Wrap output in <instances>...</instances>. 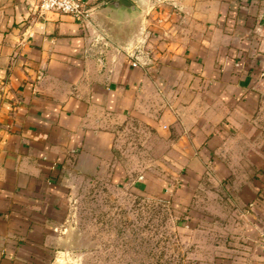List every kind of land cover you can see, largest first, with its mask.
I'll list each match as a JSON object with an SVG mask.
<instances>
[{
  "label": "crops",
  "instance_id": "0c3cea01",
  "mask_svg": "<svg viewBox=\"0 0 264 264\" xmlns=\"http://www.w3.org/2000/svg\"><path fill=\"white\" fill-rule=\"evenodd\" d=\"M38 1L0 0V264H52L69 193L114 164L131 118L184 142L187 176L204 157L238 198L219 264H264V20L229 43L219 8L184 34L139 0L140 13L83 0L84 21Z\"/></svg>",
  "mask_w": 264,
  "mask_h": 264
},
{
  "label": "rangeland",
  "instance_id": "374dc122",
  "mask_svg": "<svg viewBox=\"0 0 264 264\" xmlns=\"http://www.w3.org/2000/svg\"><path fill=\"white\" fill-rule=\"evenodd\" d=\"M260 1L262 8L264 0ZM139 3L144 8L162 6L174 28L184 34L203 30L204 22L215 15L213 9L219 8L216 21L220 16L226 21L234 18L225 29L229 43L238 35L256 33L253 22L264 20L251 0ZM258 87L264 132V78ZM183 143L150 124L125 120L116 140L114 164L85 178L69 193L59 229L61 241L55 244L61 251H53L52 264H219L222 247L234 242L226 237V229L237 222L239 201L224 189L226 179L208 169L204 157L197 158L199 175L187 176L182 168L189 158L177 154Z\"/></svg>",
  "mask_w": 264,
  "mask_h": 264
},
{
  "label": "built area",
  "instance_id": "2783aa9c",
  "mask_svg": "<svg viewBox=\"0 0 264 264\" xmlns=\"http://www.w3.org/2000/svg\"><path fill=\"white\" fill-rule=\"evenodd\" d=\"M39 14L47 11L67 13L78 21L89 16V9L83 0H39L36 4Z\"/></svg>",
  "mask_w": 264,
  "mask_h": 264
},
{
  "label": "water",
  "instance_id": "95a60500",
  "mask_svg": "<svg viewBox=\"0 0 264 264\" xmlns=\"http://www.w3.org/2000/svg\"><path fill=\"white\" fill-rule=\"evenodd\" d=\"M106 6L114 8L116 10H125L129 13L136 12L140 13L141 10L133 0H111Z\"/></svg>",
  "mask_w": 264,
  "mask_h": 264
}]
</instances>
